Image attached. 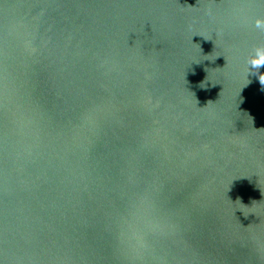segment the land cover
<instances>
[{
	"label": "water",
	"instance_id": "95a60500",
	"mask_svg": "<svg viewBox=\"0 0 264 264\" xmlns=\"http://www.w3.org/2000/svg\"><path fill=\"white\" fill-rule=\"evenodd\" d=\"M257 19L0 0V264H264Z\"/></svg>",
	"mask_w": 264,
	"mask_h": 264
},
{
	"label": "clouds",
	"instance_id": "9594fccd",
	"mask_svg": "<svg viewBox=\"0 0 264 264\" xmlns=\"http://www.w3.org/2000/svg\"><path fill=\"white\" fill-rule=\"evenodd\" d=\"M255 26L260 30H264V19H257ZM248 64L250 65V71L259 74V81L264 85V72L259 71L264 66V46L258 47L253 51V54L248 58Z\"/></svg>",
	"mask_w": 264,
	"mask_h": 264
}]
</instances>
